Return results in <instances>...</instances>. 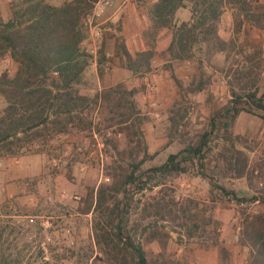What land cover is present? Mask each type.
<instances>
[{"label": "rangeland", "instance_id": "rangeland-1", "mask_svg": "<svg viewBox=\"0 0 264 264\" xmlns=\"http://www.w3.org/2000/svg\"><path fill=\"white\" fill-rule=\"evenodd\" d=\"M11 1L0 0L3 18L10 13ZM45 1L59 5L65 0ZM154 1L113 0L101 19L97 57L89 56L78 85L90 96L118 85L135 89L141 124L128 130L117 124L104 128L94 110L99 132L72 129L43 146V139L34 141L23 154L0 156V264H106L94 241L93 214L80 212L88 190L109 183L115 167L133 158L135 164L143 158V171L195 145L209 130L212 116L215 128L203 164L194 159L186 163L185 172L163 183L154 185L161 181L156 177L143 190L132 186L124 223L157 264H245L246 249L239 244L241 221L246 213L264 210V204L238 203L213 184L245 198L264 188V118L259 116L264 115V0H249L253 7L248 16L237 0H222L218 34L226 42L224 49L211 50L196 42L193 57L171 59L165 49L173 29L165 28L156 38L149 67L130 71L120 46L123 43L132 54L144 48L142 31ZM190 17L189 6L181 7L174 23ZM15 69L16 63L4 53L0 76H11ZM199 83L205 84L202 90L189 91ZM251 92L256 93L254 101L262 98L260 106L246 97ZM233 93L243 96L240 103L233 102ZM4 105L0 95V110ZM232 105L241 109L237 115L227 111ZM156 201L168 203L177 216L154 214L151 204ZM182 206L195 215L193 219L183 217ZM153 222L169 232L163 251L157 241L144 240L143 228ZM188 226L194 231L191 236ZM209 236L226 246L228 258L222 259Z\"/></svg>", "mask_w": 264, "mask_h": 264}, {"label": "trees", "instance_id": "trees-1", "mask_svg": "<svg viewBox=\"0 0 264 264\" xmlns=\"http://www.w3.org/2000/svg\"><path fill=\"white\" fill-rule=\"evenodd\" d=\"M96 1L65 0L53 5L45 0H12L7 18H3L0 11V57L8 52L16 63L13 75L0 76V95L5 101L0 110V156L23 154L30 151L34 141L43 139L40 144L43 146L48 139L72 129L99 132L101 128L93 120L95 114L104 128L117 124L121 129L128 130L141 124L133 99L135 89L118 85L90 96L81 93L78 88L89 64V55L79 45L85 37L83 19ZM237 1L248 16V10L253 7L249 0ZM187 6L191 11L190 19L174 23L175 12ZM221 7L222 0L154 1L148 10V24L142 31L144 48L132 54L123 43L120 46L127 69L141 71L149 67L155 55L156 38L165 28L173 29L165 49L171 59L193 57L192 47L196 42L205 43L211 50L224 49L226 42L218 34ZM178 85L182 87L180 83ZM204 85L199 83L189 87V91H200ZM233 94L237 99L233 102L240 103L243 96ZM255 94L251 92L246 97L254 101ZM261 100L258 98L254 102L260 106ZM94 110L96 112L92 117ZM230 110L237 115L241 109L232 105L227 107V111ZM259 116L264 118L263 114ZM215 120V116L210 118L209 130L200 134L195 145L190 144L169 154L163 163L141 171L139 167L143 158L137 164L133 158L125 166L115 167L109 183H101L88 190L80 212L93 214L94 241L106 264H157L147 258L142 244L126 231L124 222L129 209L126 200L130 188L143 190L156 177H160L161 181L154 185L163 183L162 179L185 172L186 163L194 159L202 165L204 149L215 128ZM113 147L117 149L114 143ZM129 153L132 155L131 151ZM246 178L252 185L251 174ZM213 187L220 193L231 195L229 199L238 203L264 204V188L245 198L219 184L214 183ZM151 207L153 213L162 218L170 214L177 216L166 202L156 201ZM180 211L185 219L191 220L195 216L187 213L188 207L182 206ZM162 229L153 222L143 231L144 240L157 241L163 251L170 235ZM187 234H194L191 226L187 227ZM209 237L222 259L228 258L226 246L218 244L215 236ZM239 244L246 249L245 264H264V210L244 214ZM160 256L161 262L165 263L163 253Z\"/></svg>", "mask_w": 264, "mask_h": 264}, {"label": "built area", "instance_id": "built-area-1", "mask_svg": "<svg viewBox=\"0 0 264 264\" xmlns=\"http://www.w3.org/2000/svg\"><path fill=\"white\" fill-rule=\"evenodd\" d=\"M112 6L113 0H97L83 19L85 37L79 45L91 58L97 57L101 44V19Z\"/></svg>", "mask_w": 264, "mask_h": 264}]
</instances>
